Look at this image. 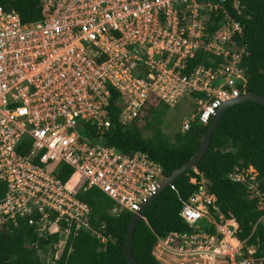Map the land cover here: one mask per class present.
Returning a JSON list of instances; mask_svg holds the SVG:
<instances>
[{"label": "built area", "instance_id": "1", "mask_svg": "<svg viewBox=\"0 0 264 264\" xmlns=\"http://www.w3.org/2000/svg\"><path fill=\"white\" fill-rule=\"evenodd\" d=\"M245 19L241 0H41L31 23L0 6V228L24 221L44 264H60L82 231L102 237L81 192L100 190L113 215L139 212L167 177L148 154L105 143L114 94L122 125L155 96L172 108L198 103L181 132L208 127L223 103L246 94ZM61 166L73 170L66 182ZM229 178L261 196L254 167ZM192 182L199 190L181 200L180 217L193 231L159 238L154 251L178 264H258L244 257L238 223L219 211L203 176ZM204 220L214 234L199 227Z\"/></svg>", "mask_w": 264, "mask_h": 264}, {"label": "trees", "instance_id": "2", "mask_svg": "<svg viewBox=\"0 0 264 264\" xmlns=\"http://www.w3.org/2000/svg\"><path fill=\"white\" fill-rule=\"evenodd\" d=\"M241 3L247 18L242 42L249 52L241 64L246 71V94L264 97V0H241ZM0 6L16 11L25 23L41 19V0H0ZM205 58L200 55L192 64L195 66ZM117 100L115 93L110 110L113 126L105 138L108 146L129 155L148 154L162 166L166 177L182 168L201 147L208 127L194 123L188 131L169 136L162 128V118L169 106L157 97L150 98L144 114L131 126L121 124ZM250 166L258 172L261 196L250 190L248 183L229 178L237 169ZM197 170L200 175L190 169L173 183L178 192L168 188L149 206L145 219L135 228L131 249L134 259L138 264H162L154 255L158 239L172 232L193 231L180 217L181 200H188L199 190L200 185L192 179L199 182L203 176L207 192L215 197L219 211L226 219L238 223L236 238L245 241L244 257L264 264V106L247 102L229 108L214 130L210 147ZM72 174V169L61 166L60 179L64 182ZM5 192V186L0 184V200ZM79 199L91 206V227L105 238V243L92 231H82L71 240L73 252L69 256L66 252L60 264H130L125 244L134 214L113 215L114 202L96 188L81 192ZM199 227L210 234L216 232L215 226L206 220ZM33 240V231L24 221L18 228L13 225L0 228V264H44L39 251L32 247ZM251 248L255 249L252 254Z\"/></svg>", "mask_w": 264, "mask_h": 264}, {"label": "water", "instance_id": "3", "mask_svg": "<svg viewBox=\"0 0 264 264\" xmlns=\"http://www.w3.org/2000/svg\"><path fill=\"white\" fill-rule=\"evenodd\" d=\"M247 102H255L264 106V97L261 95L248 93L245 95H241L236 99L223 103L220 109L217 111V114L212 117L210 125L208 126L207 131L203 137L202 144L199 150L189 159V161L182 168L178 169L171 176L167 177V179L161 184V187L156 196H154L148 204L144 205L139 212L133 215V218L129 225L128 235L125 244V255L130 264H138L132 256V240L134 237L136 225L144 217V214L149 208V206L184 173H186L190 169H197L199 162L203 159L210 147L213 132L217 128L218 123L222 118L223 114L229 108Z\"/></svg>", "mask_w": 264, "mask_h": 264}, {"label": "rangeland", "instance_id": "4", "mask_svg": "<svg viewBox=\"0 0 264 264\" xmlns=\"http://www.w3.org/2000/svg\"><path fill=\"white\" fill-rule=\"evenodd\" d=\"M197 108L198 103L190 98L185 101L182 100L176 107H166L162 118L163 131L171 137L181 131L184 120L188 118L191 113H196ZM148 133L149 132H147V134ZM148 135H150V133ZM254 251L255 249H250V253H254ZM154 254L159 258L162 264H178L175 262V257L160 255L159 253H156V251H154Z\"/></svg>", "mask_w": 264, "mask_h": 264}, {"label": "bare ground", "instance_id": "5", "mask_svg": "<svg viewBox=\"0 0 264 264\" xmlns=\"http://www.w3.org/2000/svg\"><path fill=\"white\" fill-rule=\"evenodd\" d=\"M78 179V175H75L70 185H72Z\"/></svg>", "mask_w": 264, "mask_h": 264}, {"label": "clouds", "instance_id": "6", "mask_svg": "<svg viewBox=\"0 0 264 264\" xmlns=\"http://www.w3.org/2000/svg\"><path fill=\"white\" fill-rule=\"evenodd\" d=\"M195 170V169H194Z\"/></svg>", "mask_w": 264, "mask_h": 264}]
</instances>
